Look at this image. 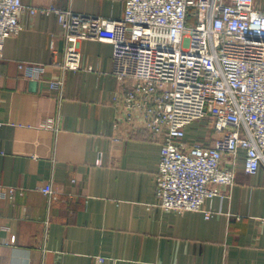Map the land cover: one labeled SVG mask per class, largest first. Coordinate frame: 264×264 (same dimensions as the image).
I'll return each instance as SVG.
<instances>
[{
    "label": "crops",
    "instance_id": "0c3cea01",
    "mask_svg": "<svg viewBox=\"0 0 264 264\" xmlns=\"http://www.w3.org/2000/svg\"><path fill=\"white\" fill-rule=\"evenodd\" d=\"M23 2L112 18L125 7ZM19 18L24 29L7 37L0 59V264H264V166L247 173L239 153L235 183L213 199L210 218L162 209L160 141L136 119L115 126L114 97L136 81L113 73V44L81 41V67L63 70L57 16L25 9ZM59 79L62 89L52 88ZM219 136L197 121L184 140ZM47 183L54 196L40 190Z\"/></svg>",
    "mask_w": 264,
    "mask_h": 264
},
{
    "label": "built area",
    "instance_id": "2783aa9c",
    "mask_svg": "<svg viewBox=\"0 0 264 264\" xmlns=\"http://www.w3.org/2000/svg\"><path fill=\"white\" fill-rule=\"evenodd\" d=\"M25 9L57 16L66 47L56 64L63 70L81 67V41L113 44V73L121 81H136L114 97L115 126L136 119L160 141L156 179L162 209L201 211L210 218L213 199L235 183L239 153L247 173L264 166L259 0H125L120 18L0 0V59L7 37L24 29L19 15ZM63 84L59 79L50 85L62 89ZM197 121H206L220 136L210 145L185 141L186 127ZM40 190L55 194L52 183ZM0 193L6 194L1 186Z\"/></svg>",
    "mask_w": 264,
    "mask_h": 264
}]
</instances>
